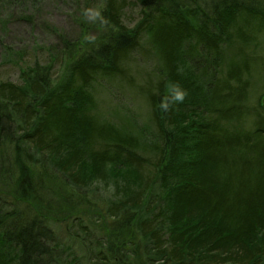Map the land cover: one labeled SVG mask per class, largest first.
<instances>
[{"label": "trees", "instance_id": "trees-1", "mask_svg": "<svg viewBox=\"0 0 264 264\" xmlns=\"http://www.w3.org/2000/svg\"><path fill=\"white\" fill-rule=\"evenodd\" d=\"M98 2L96 37L0 79V264H264V0ZM137 51L140 129L93 93Z\"/></svg>", "mask_w": 264, "mask_h": 264}, {"label": "rangeland", "instance_id": "rangeland-1", "mask_svg": "<svg viewBox=\"0 0 264 264\" xmlns=\"http://www.w3.org/2000/svg\"><path fill=\"white\" fill-rule=\"evenodd\" d=\"M100 6L98 0H0V79L22 85L23 70L36 63H48L51 53L56 56L64 49L65 40L76 41L82 34L96 37ZM139 11V8L126 10L124 22L127 26L136 24ZM141 51L134 53L126 66L129 82L111 84L99 80L93 92L100 117L129 121L138 129L149 126V107L139 92L145 81L153 78L152 64L143 62ZM55 69L58 70V64ZM256 84L259 89L252 94L253 107H258L255 98L264 91L261 89L264 82ZM98 188L105 192L106 199L114 193L111 185L99 184ZM58 228L65 230L67 227L60 225ZM61 234L70 244L68 236L64 232ZM72 245L81 251L77 243L72 242Z\"/></svg>", "mask_w": 264, "mask_h": 264}, {"label": "clouds", "instance_id": "clouds-1", "mask_svg": "<svg viewBox=\"0 0 264 264\" xmlns=\"http://www.w3.org/2000/svg\"><path fill=\"white\" fill-rule=\"evenodd\" d=\"M188 93L186 90L180 87L179 84H173L171 85V97L172 102L174 103H183V101L186 99ZM163 107L166 109L168 107L167 104L163 105Z\"/></svg>", "mask_w": 264, "mask_h": 264}]
</instances>
